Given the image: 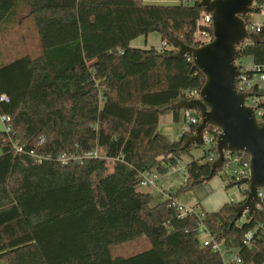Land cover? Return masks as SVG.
<instances>
[{
  "label": "trees",
  "instance_id": "16d2710c",
  "mask_svg": "<svg viewBox=\"0 0 264 264\" xmlns=\"http://www.w3.org/2000/svg\"><path fill=\"white\" fill-rule=\"evenodd\" d=\"M177 1L0 0V96L8 98L0 116L11 128L0 131V264H224L203 246L201 224L242 264H264V199L234 224L239 203L201 211L202 220L172 205L225 171L210 178L213 145L185 165V182L169 199L153 205L152 194L138 191L144 174L165 176L204 146L182 148L193 127L177 140L159 129L166 114L179 122L182 111L169 107L204 82L187 57L170 58L177 49L169 37L200 46L212 36L199 1ZM21 9L35 25L39 55L10 57L2 47ZM263 12L264 0H256L247 18ZM260 29L261 44L245 47L237 61L264 64ZM154 34L167 46L133 45ZM255 95L264 120V89ZM142 236L148 250L111 256L112 246Z\"/></svg>",
  "mask_w": 264,
  "mask_h": 264
},
{
  "label": "water",
  "instance_id": "95a60500",
  "mask_svg": "<svg viewBox=\"0 0 264 264\" xmlns=\"http://www.w3.org/2000/svg\"><path fill=\"white\" fill-rule=\"evenodd\" d=\"M256 0H199L198 6L211 17V39L200 46H189L175 36L169 42L177 51L170 58L182 60L191 58L193 67L204 78L197 99L182 98L169 107L171 110H194L200 116L195 127L183 145L203 144V133L209 128L218 130L214 151L216 159L211 164L213 177L222 169L225 154L243 156L249 166V176L236 182L245 185V200L236 205L234 224L246 213H252L258 203V193L264 190V120L256 110L246 105L251 93L240 92L237 81L241 66L237 64L238 46L245 41L261 44L258 33L248 30V15Z\"/></svg>",
  "mask_w": 264,
  "mask_h": 264
},
{
  "label": "rangeland",
  "instance_id": "374dc122",
  "mask_svg": "<svg viewBox=\"0 0 264 264\" xmlns=\"http://www.w3.org/2000/svg\"><path fill=\"white\" fill-rule=\"evenodd\" d=\"M154 1L155 3H150V4L173 5L176 4L177 2L176 0H154ZM21 11L24 17L22 16L19 19V23L12 29L6 41L3 42L2 47L3 48L7 47V52H5V54L7 55L9 53L10 57H14V56L18 57L25 54L33 55V56L39 55L41 52V47L35 25L33 24L32 18L28 13V11L23 9H21ZM263 19L264 16H262L261 14H251L249 16V22L254 26H256L257 23H260V21H262ZM261 24H263V22ZM155 37L156 34H154V36H151V39H153L155 43L159 46L160 40L159 38H155ZM251 62L252 60L250 58H245L242 60L243 65H251ZM261 86L264 88V84H261ZM185 122L186 121L184 118V114L180 115V120L178 123L175 122L167 123L166 119L162 118L161 128L163 129V131L161 132L168 135L173 140H177L179 138V134L182 132L185 126ZM209 148H210L209 144H204V146H202L201 148L193 149L192 152L193 155L196 157V159H199L204 156V151L208 150ZM184 158L189 159V155H185ZM184 165L185 163L181 161L178 167L183 168ZM229 174L230 171L225 170L221 172L219 175H217L212 181H210L202 188L196 189L192 192L179 194L178 197H176L177 198L176 200L179 202L181 207H185V206L190 207V206H194V204L198 202H202L203 200L206 199L208 200L212 196L215 205L210 203L211 199L208 200V203L207 201L205 203L206 206L205 209L208 210L209 212L219 210L223 206V205L221 206L220 204H223V202L227 200L228 201L233 200L237 204L243 202L245 200V196L243 194L244 191H240L236 186L227 188L229 181L228 178ZM176 188L174 190H176ZM138 191L155 193V196L159 197L156 194L157 190H155L154 188L139 186ZM157 197H154L153 205L159 202L157 200ZM245 221H246V215L242 217L240 222L244 223ZM149 248H150V244L148 240L146 239L145 236H142L130 243L118 245V246H112L110 248V253L111 256L114 258L116 257L128 258L137 255L139 253H142L148 250ZM236 252L237 251L223 252L222 259L224 264H229L231 255H236Z\"/></svg>",
  "mask_w": 264,
  "mask_h": 264
},
{
  "label": "built area",
  "instance_id": "2783aa9c",
  "mask_svg": "<svg viewBox=\"0 0 264 264\" xmlns=\"http://www.w3.org/2000/svg\"><path fill=\"white\" fill-rule=\"evenodd\" d=\"M199 0H192V2H196ZM203 13L201 23L206 26H211V17L207 15L206 13ZM249 31H254L256 33H260L261 29L260 27L254 26L251 23L248 25ZM210 39H207L203 44L207 43ZM253 45L250 41H245L243 44L238 46L239 52L243 50L245 47ZM163 47L167 46V43L164 42ZM188 61L191 62V58L187 57ZM237 64L241 66V74L237 81V89L240 92L244 93H251L252 96L248 97L246 99V105L249 107H252L256 110L257 116L260 120H263L262 111L258 110L257 106L258 103L262 100L259 96L255 95V89H264L261 84H264V64L263 65H243L242 61H237ZM199 92L200 91H188L186 92L185 96L183 98L185 99H197L199 98ZM0 101L8 102V98L5 95L0 96ZM184 118H185V126L180 133L179 137H182L184 134H187L190 132L191 128L195 127L200 123V116L194 111V110H186L183 111ZM3 122H5L6 118L2 117ZM6 132H10L11 128L6 127L4 129ZM193 134V133H192ZM219 134L218 130L212 128L208 129L203 133V144H209L215 145L217 135ZM15 150L17 152L22 151L21 147L14 146ZM87 156H97L96 153H90ZM217 157V156H216ZM215 156L211 154L208 158L209 161L212 163L215 161ZM60 161L63 164H66L68 162V158L63 155L60 158ZM225 170L230 171V174L228 176L229 181L233 183L234 186H236L240 191H245L246 186L245 185H238V181L241 180V178H246L249 176V166L244 163L243 156H237L233 154L226 153L225 154V161L224 166ZM223 166V167H224ZM185 173V169H183V174ZM159 175L156 173H146L142 176V181L140 186L148 187V188H155L157 185V181L159 180ZM259 201L264 199V190L259 191L258 193ZM169 199V197L167 198ZM173 206H176L181 211V216H198L199 219L204 218V214L201 213V211L197 210L196 208L192 207H181L176 201L172 202ZM257 205V203H256ZM252 237V234L249 233L246 238V242L250 241ZM199 238L205 247H211L215 252L220 253L222 257L223 252H229L226 251L225 248L216 240L214 237L210 234L208 229L205 227V225L201 224L199 229ZM229 264H242L241 259L237 256H234L230 259Z\"/></svg>",
  "mask_w": 264,
  "mask_h": 264
},
{
  "label": "crops",
  "instance_id": "0c3cea01",
  "mask_svg": "<svg viewBox=\"0 0 264 264\" xmlns=\"http://www.w3.org/2000/svg\"><path fill=\"white\" fill-rule=\"evenodd\" d=\"M176 1H174V2H176ZM144 2L146 4H148V3L149 4L150 3H155L154 0H144ZM171 3H173V2H171ZM176 3H178V1ZM261 15L264 16V12L261 13ZM262 22H263V24H261ZM262 25H264V19L262 21H260V23H257L256 24L257 27H260ZM151 36H154V35H150L147 38L146 41H144V39L140 38V39L136 40L135 42H133V45L134 46L144 47V45L146 43V45H147L146 47L147 48L148 47H151V46L160 47V46L163 45V43H161V39H160L159 35H156V37H155V38H159V40H160L159 46L155 43V41L153 39H151ZM251 65H253L252 62H251ZM181 114H183V111L181 112ZM162 118H165L167 123L174 122L173 121L172 114H166V115L162 116L160 118V123H159V129H160V131H163V129L161 128V119ZM4 129H5V124H4L3 120H2V117L0 116V131L1 130H4ZM179 136H180V134H179ZM170 139L173 140L172 138H170ZM193 159H196V157L193 155V152L191 151L190 154H189V159H186L183 156L182 159H181V161L184 162L185 165H186V164L190 163ZM185 165H184V167H185ZM184 167L183 168H179L178 167L176 169L171 170L167 175L160 176L159 177V180L157 181V185H156V187L154 189L157 190V193L156 194L160 197V199H159V197L155 196V193L143 192V191H139V192L144 193V194H152L154 197H157V200L159 202L162 201V200L167 199L168 197H170L171 195L174 194V192H175L174 189L176 187L177 188H180L181 185L185 182V177H184V174H183ZM210 199H211L210 203H212L213 205H215V202H214L212 196L208 200H210ZM208 200L207 199L206 200H203L202 202H198V203L194 204V206H190V207L196 208L199 211L209 212L208 210L205 209V207H206L205 206V203H206V201L208 203ZM175 201H176V203L179 204V202L177 200H175ZM227 202H234V201L233 200H230V201L227 200V201H224L223 204H220V205L222 206V205H224ZM185 207H187V206H185ZM213 212H216V211H213ZM233 251H235V250H233ZM234 256H237V252H236V255H231L230 259L232 257H234Z\"/></svg>",
  "mask_w": 264,
  "mask_h": 264
}]
</instances>
